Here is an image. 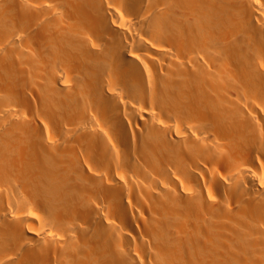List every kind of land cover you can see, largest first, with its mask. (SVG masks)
<instances>
[{
  "label": "bare ground",
  "instance_id": "1",
  "mask_svg": "<svg viewBox=\"0 0 264 264\" xmlns=\"http://www.w3.org/2000/svg\"><path fill=\"white\" fill-rule=\"evenodd\" d=\"M0 264H264V0H0Z\"/></svg>",
  "mask_w": 264,
  "mask_h": 264
}]
</instances>
